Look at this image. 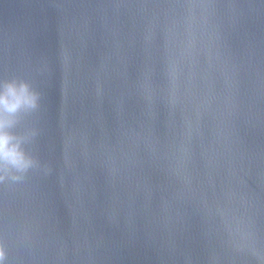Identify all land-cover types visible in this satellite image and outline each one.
<instances>
[{"label":"clouds","instance_id":"1","mask_svg":"<svg viewBox=\"0 0 264 264\" xmlns=\"http://www.w3.org/2000/svg\"><path fill=\"white\" fill-rule=\"evenodd\" d=\"M40 93L21 78L0 80V184L25 179L30 170L37 169L39 161L30 145L35 131H21L25 118L39 107ZM7 260L0 244V264Z\"/></svg>","mask_w":264,"mask_h":264}]
</instances>
